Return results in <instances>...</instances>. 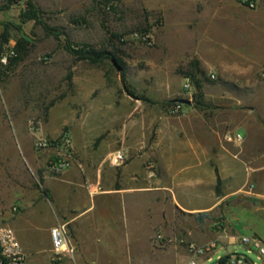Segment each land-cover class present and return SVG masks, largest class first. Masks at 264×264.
<instances>
[{
	"label": "crops",
	"instance_id": "crops-1",
	"mask_svg": "<svg viewBox=\"0 0 264 264\" xmlns=\"http://www.w3.org/2000/svg\"><path fill=\"white\" fill-rule=\"evenodd\" d=\"M190 8L185 0L163 7L165 38L184 44L172 64L198 60L205 73L220 79L218 95L206 94L210 107L205 111L192 104L179 117L92 116L102 123L116 121L121 129L98 147L89 136L84 144L74 134L76 162L70 169L59 176L44 173L39 187L23 185L15 205L0 206V223L4 220L16 234L29 264L41 250L53 251L50 232L59 225L67 227L76 248L73 264H146L145 257L155 259L158 252L153 235L170 223L166 211L172 218L177 211H213L221 202L219 179L235 181L233 193L252 176L264 182V154L248 150L253 139L256 146L264 140V79L259 78H264V0L255 10L237 0H205L191 18ZM190 22L194 29L187 27ZM180 77L166 86L176 90L173 99L185 97V77ZM231 133L243 135L241 146L226 141ZM238 148L250 156H241ZM118 150L128 161L116 168L109 157ZM257 196L264 199L263 193ZM43 217L50 222L43 227L42 248L37 234L27 229Z\"/></svg>",
	"mask_w": 264,
	"mask_h": 264
},
{
	"label": "rangeland",
	"instance_id": "rangeland-1",
	"mask_svg": "<svg viewBox=\"0 0 264 264\" xmlns=\"http://www.w3.org/2000/svg\"><path fill=\"white\" fill-rule=\"evenodd\" d=\"M31 1L40 11V21L24 23L22 14ZM204 1L185 0L191 6L187 16L191 18L192 13L200 11ZM172 2L0 0V56L11 49L17 54L7 66L0 64V206L15 205V197L24 192L21 186L37 188L44 173L50 174V153L42 158L32 146L31 121L38 122L43 133H53L54 138L69 132L72 138L76 134L85 144L89 136L98 147L111 132L116 135L121 125L116 121L102 123L92 116L170 114L167 103L180 98L173 99L176 90L166 86L191 72L192 60L172 64V58H178L184 45L171 37L165 38L163 7ZM5 25L9 27V42ZM187 27L194 29V22ZM21 38L27 42L24 49L17 50ZM70 46L74 49L88 46L109 55L101 63L92 64L70 52ZM110 55L118 60L122 71ZM202 79L204 98L200 105L194 106L195 96L189 98L198 111L210 107L206 94L217 96L221 82L215 72H207ZM241 133L246 137L244 130ZM254 142L248 145V150L264 154V140L257 146ZM241 149L238 148L241 156H250ZM236 187L235 181L219 179L217 194L221 202L213 211L199 214L177 211L174 218L171 210L166 211L170 223L153 235L162 237L153 243L158 250L156 260L147 256L145 263L189 264L190 244L216 243L219 252L213 260L205 262L197 258L198 264H217L220 258L232 254L264 264V256L259 260L257 252L249 254L241 243L243 236L264 242V199L257 196L264 194V182L252 176L239 192L233 193ZM49 222V217H43L27 229L28 234H37L42 248L46 244L43 227ZM0 224L5 226L6 222L2 220ZM68 263L73 264V259L41 250L30 264Z\"/></svg>",
	"mask_w": 264,
	"mask_h": 264
},
{
	"label": "built area",
	"instance_id": "built-area-1",
	"mask_svg": "<svg viewBox=\"0 0 264 264\" xmlns=\"http://www.w3.org/2000/svg\"><path fill=\"white\" fill-rule=\"evenodd\" d=\"M203 1V0H199ZM245 7L255 10L263 0H237ZM16 52L11 49L2 53L0 56V64L7 66L10 60L16 57ZM215 78V75H212ZM185 97L180 99H188L193 97L196 89L190 77L184 79ZM188 105L181 103H174L170 108V114L174 117H179L184 114V109ZM30 132L34 137L33 148L36 154L50 153L48 163V171L52 176H59L66 170L70 169L76 162V151L74 141L69 132L63 133L58 138L47 137L41 130L39 123L35 120L30 122ZM226 141L241 146L244 142V137L240 133H231L225 137ZM128 161V156L125 151L118 150L111 154L109 163L111 166L119 168L125 165ZM14 212L18 211L17 207L13 208ZM51 240L53 252L64 258L74 259L76 248L72 245L67 227L59 225L51 229ZM162 237L158 236L160 240ZM241 243L248 248V253L254 251L258 254V259L262 260L264 256V242L259 238H252L249 236L241 237ZM218 245L210 243L205 246H198L190 244L189 254L191 260L189 264H198L197 258L205 259V262H211L213 256L218 254ZM225 258V259H224ZM0 264H29L27 254L23 249L16 234L8 227L0 224ZM217 264H257L246 256L239 254H232L220 258Z\"/></svg>",
	"mask_w": 264,
	"mask_h": 264
},
{
	"label": "trees",
	"instance_id": "trees-1",
	"mask_svg": "<svg viewBox=\"0 0 264 264\" xmlns=\"http://www.w3.org/2000/svg\"><path fill=\"white\" fill-rule=\"evenodd\" d=\"M22 20L24 23L32 20L40 21V11L39 9L36 8V6L32 1L29 2L28 4V10L22 14ZM5 26H6V34H5L6 42H9V27L8 25ZM18 28L20 29V27ZM26 42L27 41L25 38H21L20 40H18L17 50L24 49ZM69 50L70 52L75 54L80 60H87L92 64L101 63L102 60L106 57V55H109L108 53L98 52L88 46H85L83 49H74L72 46H70ZM110 56H111L110 58H113L112 55ZM112 60H116V62H118V60L115 58H113ZM189 67L191 69V72L184 73V75L185 77H190L194 83L196 89V92L194 94L196 100L194 102V106L198 107L200 105V101L204 98V91H203L204 80L202 78L206 76V73L201 69L200 62L196 59H192L190 61ZM167 105L171 108L174 105V102L170 101L167 103Z\"/></svg>",
	"mask_w": 264,
	"mask_h": 264
},
{
	"label": "water",
	"instance_id": "water-1",
	"mask_svg": "<svg viewBox=\"0 0 264 264\" xmlns=\"http://www.w3.org/2000/svg\"><path fill=\"white\" fill-rule=\"evenodd\" d=\"M113 63L115 64V66L117 67V69L119 71H122V68L118 66L116 60H113ZM174 103H181V104H184V105H192L193 102L191 100H188V99H176V100H173Z\"/></svg>",
	"mask_w": 264,
	"mask_h": 264
}]
</instances>
